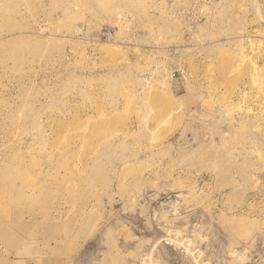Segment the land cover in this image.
I'll use <instances>...</instances> for the list:
<instances>
[{
	"label": "rangeland",
	"instance_id": "obj_1",
	"mask_svg": "<svg viewBox=\"0 0 264 264\" xmlns=\"http://www.w3.org/2000/svg\"><path fill=\"white\" fill-rule=\"evenodd\" d=\"M263 263L264 0H0V264Z\"/></svg>",
	"mask_w": 264,
	"mask_h": 264
},
{
	"label": "built area",
	"instance_id": "obj_2",
	"mask_svg": "<svg viewBox=\"0 0 264 264\" xmlns=\"http://www.w3.org/2000/svg\"><path fill=\"white\" fill-rule=\"evenodd\" d=\"M115 28V25L112 23H103L99 28V37L104 40H111L114 36ZM82 33L83 32L78 34ZM180 74L182 75L181 71ZM176 197L177 196L173 199L172 194L152 192L147 194L145 199L151 206H154L157 209L165 208L172 213L178 210Z\"/></svg>",
	"mask_w": 264,
	"mask_h": 264
},
{
	"label": "bare ground",
	"instance_id": "obj_3",
	"mask_svg": "<svg viewBox=\"0 0 264 264\" xmlns=\"http://www.w3.org/2000/svg\"><path fill=\"white\" fill-rule=\"evenodd\" d=\"M78 32H81V29H78ZM105 49L104 47H101V49ZM104 51V50H103ZM181 72L183 73V70H181ZM178 204V203H177ZM190 251V250H189ZM264 264V263H263Z\"/></svg>",
	"mask_w": 264,
	"mask_h": 264
}]
</instances>
